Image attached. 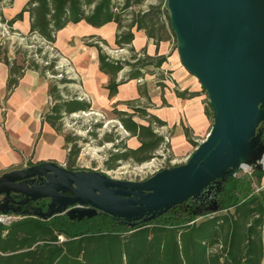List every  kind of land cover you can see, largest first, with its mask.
I'll list each match as a JSON object with an SVG mask.
<instances>
[{
    "label": "trees",
    "instance_id": "1",
    "mask_svg": "<svg viewBox=\"0 0 264 264\" xmlns=\"http://www.w3.org/2000/svg\"><path fill=\"white\" fill-rule=\"evenodd\" d=\"M146 0H26L17 12L5 18L0 10V20L9 28L22 22L27 13L28 34H35L47 44L56 41L57 33L70 23L84 21L99 28L114 23L113 47L135 51L132 41L135 31L142 30L146 37L153 40L156 47L162 41L176 37L167 15V22L160 16L159 4H151L146 10L134 11ZM3 0H0V6ZM128 15L130 16L128 18ZM128 18V22H124ZM106 44V41L99 38ZM97 64L99 70L108 75L106 84L108 97L117 93L119 85L130 80H138L148 73L146 66H152V73L168 77L169 71L159 70L167 56L134 58V62L110 58L98 44ZM6 48L0 43V60L8 66L9 76L6 84L10 91L18 83L26 69L45 74L48 66H40L35 61L9 58ZM128 66V70L117 80L118 73ZM159 78V79H160ZM54 103L44 115L56 131H60L59 121L63 113H73L92 109L90 101L84 99L58 100L59 90L55 84L49 87ZM141 93V90H140ZM177 96L193 97L206 93L201 85L200 91L188 92L175 90ZM208 98V95H207ZM127 109L112 108L115 118L129 137L138 141L134 147L125 145L122 140L113 145L104 160L106 169H114L123 161L132 160L143 163L154 157L155 151L165 146L169 149V139L155 131L165 122L150 114L146 108L127 102ZM204 108L205 115L213 126L214 113L209 98ZM138 117L146 123L135 120ZM69 149L65 167L74 169L80 148L69 136H64ZM191 146L197 142L187 139ZM106 141L112 142L108 139ZM171 157V156H170ZM17 197V195H16ZM221 210L212 215L197 216L160 214L148 222L140 219L131 222H117V227L72 228L88 223L90 219L71 220L65 214L49 218L26 216L11 222L0 223V264H264V195L235 198L222 202ZM200 215V216H201Z\"/></svg>",
    "mask_w": 264,
    "mask_h": 264
},
{
    "label": "water",
    "instance_id": "2",
    "mask_svg": "<svg viewBox=\"0 0 264 264\" xmlns=\"http://www.w3.org/2000/svg\"><path fill=\"white\" fill-rule=\"evenodd\" d=\"M167 6L179 59L205 88L214 113L187 160L142 182L34 164L0 177L3 202H42L33 209L40 218L65 214L80 221L103 213L148 222L244 162L264 120V0H167Z\"/></svg>",
    "mask_w": 264,
    "mask_h": 264
},
{
    "label": "crops",
    "instance_id": "3",
    "mask_svg": "<svg viewBox=\"0 0 264 264\" xmlns=\"http://www.w3.org/2000/svg\"><path fill=\"white\" fill-rule=\"evenodd\" d=\"M7 1H11L7 4ZM26 0H3L1 12L9 18L19 10ZM21 29L28 31L29 20L27 13ZM60 31H67L66 36L58 37ZM57 33L55 45L70 55L74 61L76 73L81 76L80 94L92 104V109L105 111L114 107L127 109V102L138 103L165 122L156 127L159 134H166L169 138V152L175 156L189 154L192 150L188 138L200 143L211 129L210 121L205 115V104L201 94L193 97H179L175 90L188 92L200 91L199 80L189 72L174 54L167 56L168 43L162 41L156 47L153 40L146 37L142 30L135 31L132 46L136 49L145 48L151 56L165 55L166 61L159 70L169 71L168 77H159L156 74L145 73L138 80H130L118 86L117 93L109 98L106 84L108 75L102 73L95 56L87 60L82 54H76V46L81 39L90 36H99L113 44L116 26L107 23L102 27L94 28L84 21L70 23ZM111 36L107 38V35ZM73 44V45H72ZM73 53V54H72ZM95 54V52H93ZM15 56H9L14 58ZM18 63L20 61L16 59ZM77 65H79L77 67ZM147 74V75H146ZM9 76L8 66L0 60V177L19 169L39 163L65 164L69 143H66L60 131H56L44 115L51 107L52 98L49 93L50 80L39 71L26 69L13 89L7 91L6 84ZM122 77L117 75V80ZM158 81V83H157ZM141 90V93H140ZM138 118V117H134ZM139 122L146 123L142 119ZM158 128V129H157ZM155 130V131H156ZM136 143L129 146L134 147Z\"/></svg>",
    "mask_w": 264,
    "mask_h": 264
},
{
    "label": "rangeland",
    "instance_id": "4",
    "mask_svg": "<svg viewBox=\"0 0 264 264\" xmlns=\"http://www.w3.org/2000/svg\"><path fill=\"white\" fill-rule=\"evenodd\" d=\"M6 3L10 4L11 1H7ZM151 4H159L161 19L166 23L167 15L169 16L167 0H146L142 5L134 7L132 10H146ZM2 5L4 6L5 4H1L0 10ZM129 17L128 15V18ZM128 18L125 19V23L128 22ZM22 28H24V24L19 23L17 28L14 26L9 28L6 22L0 20V43L3 48H6L7 55L15 56L14 58H18L20 62L24 60H33L40 66L52 64L51 68L45 69L44 75L49 78L50 85L55 84L56 88L59 90L58 100L84 99L80 94L82 87L80 84L81 76L77 74L78 72L76 73V66L70 55L62 52V50L55 45V42L47 44V42L42 40L39 36L28 34L27 30L21 31ZM67 33V31H60L58 37L60 39L63 36L67 37ZM110 36L111 35L108 34L107 38ZM99 38V36H90L81 39L77 44H74L75 46L77 45L76 54H82L87 60H89V57H92L93 54L95 56L94 61L97 63V47L94 44H98L104 53L116 60L134 62L136 60L135 58H145L144 56L154 57L148 55L145 48H134L135 51H129L125 48L116 49L113 47L111 41L109 42L104 39L106 41L105 44L100 41ZM166 42L168 43L169 52L167 56L174 54L179 57L178 48L180 42L178 38L170 36L169 40ZM93 52H95V54ZM78 66L79 65H77V67ZM128 68L129 67L126 66V68L122 69L118 74L123 76ZM146 68L149 72L153 70L150 65H147ZM149 72L147 73L148 75L151 74ZM158 74H156V80L159 78ZM201 96L205 106H208L207 94L202 93ZM52 104L53 102L51 105ZM132 104L137 105L138 103ZM138 119L139 118H135L137 121ZM209 121L211 123V118ZM59 126L60 133L63 136H69L72 142H75L80 148L79 155L74 164V170H95L121 180L142 182L158 171V169L160 170L162 168L174 166V164L179 165L184 163L195 148L192 146V150L189 154L175 156L176 158H173V154L171 151L169 152L170 149L167 151L165 146L162 145L161 148L155 151L154 157L149 161L140 164L132 160L123 161L116 168L108 170L105 168L103 162L107 158L109 151L114 150L113 145L115 143L118 144L121 140L125 145L136 143L135 139L129 137L128 133L121 127L112 109L108 108L105 111L90 109L73 113H63L59 121ZM107 138L113 141H106ZM68 145L70 146V144ZM263 154L264 120L258 123L252 138L250 150L243 156L244 163L249 165L248 169L239 170L235 175L225 174L223 176H218L215 180L209 182L201 191L182 202L169 206L163 213L167 215L181 214L192 217L197 216L199 219L203 216L201 214L206 213L212 215L217 212L223 213L224 210L220 209L223 204L222 202H229L235 198H242L244 196L249 197L254 194L263 196L264 166L258 164ZM172 158L174 162L170 161ZM57 178H60V176L58 175ZM56 183H58V181H56ZM12 198L14 200H23L25 197H16L12 194ZM38 205H42V202H28L21 206L17 205L15 202H3V198L0 196V214L15 216L13 221L22 219L26 216H35L33 214V209ZM42 209L45 211L46 207ZM107 216L109 219L99 216L88 223L75 225L72 228L84 229L98 226H101V228L117 227V224L111 222V220L125 222L120 219L112 218L109 215ZM127 222H131V220Z\"/></svg>",
    "mask_w": 264,
    "mask_h": 264
},
{
    "label": "built area",
    "instance_id": "5",
    "mask_svg": "<svg viewBox=\"0 0 264 264\" xmlns=\"http://www.w3.org/2000/svg\"><path fill=\"white\" fill-rule=\"evenodd\" d=\"M158 129V128H157ZM156 130V129H155ZM156 132H158L157 130H156ZM159 133V132H158ZM164 136V138H165V140H168L169 138H168V136L166 135V134H164L163 135ZM173 159V158H172ZM170 160V161H173L174 162V159L173 160ZM175 165V164H174ZM159 170V169H158ZM240 169L238 168V169H236V170H234L231 174L232 175H235L236 173H238V171H239ZM14 217L15 216H10V215H8L7 216V214H0V223L1 224H3V225H9L11 222H13V219H14Z\"/></svg>",
    "mask_w": 264,
    "mask_h": 264
},
{
    "label": "bare ground",
    "instance_id": "6",
    "mask_svg": "<svg viewBox=\"0 0 264 264\" xmlns=\"http://www.w3.org/2000/svg\"><path fill=\"white\" fill-rule=\"evenodd\" d=\"M258 164L261 165V166H264V156H263L261 159H259ZM238 168H239L240 170H246V169L249 168V165L246 164V163H244V162H242V163L239 165Z\"/></svg>",
    "mask_w": 264,
    "mask_h": 264
}]
</instances>
